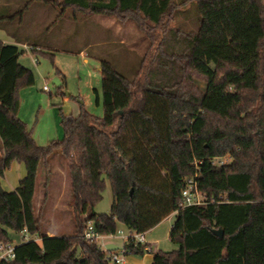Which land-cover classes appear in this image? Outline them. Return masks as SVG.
<instances>
[{
  "label": "trees",
  "instance_id": "16d2710c",
  "mask_svg": "<svg viewBox=\"0 0 264 264\" xmlns=\"http://www.w3.org/2000/svg\"><path fill=\"white\" fill-rule=\"evenodd\" d=\"M16 1V9L0 4L10 13L1 19L14 25L11 31L0 24L14 40H0V179L17 162L25 164L27 176L15 191L0 194V242H12L9 230L27 229L41 244L23 242L10 264H111L100 242L83 238L89 224L103 236L115 234L119 224L147 234L172 214L169 236L178 249L153 251L149 244L152 264H264V0ZM190 1L196 2L199 30L180 31L185 36L175 38V52L160 40L157 65L144 82L146 58L132 78L100 60L103 117L86 110L78 117L64 114V138L48 146L36 143L18 115V89L35 83L19 59L25 46L55 55L46 51L52 46L23 38L35 5L59 10L45 25L37 22L44 29L57 26L71 10L75 20L132 18L153 38L159 28L168 34L177 9ZM58 152L67 159L76 232L49 237L35 198L40 169L49 175L50 157ZM226 157L230 162L215 163ZM192 178L206 205L183 202L184 185ZM107 182L112 207L97 214ZM126 250L148 254L133 244Z\"/></svg>",
  "mask_w": 264,
  "mask_h": 264
},
{
  "label": "rangeland",
  "instance_id": "374dc122",
  "mask_svg": "<svg viewBox=\"0 0 264 264\" xmlns=\"http://www.w3.org/2000/svg\"><path fill=\"white\" fill-rule=\"evenodd\" d=\"M24 1L28 2L29 0ZM0 4L4 7L10 4L14 9L18 5L16 0H2ZM0 9V24L7 30L13 31L14 25L12 26L6 20L1 19L9 16L10 13L5 8ZM177 10L174 21L167 25L169 33L166 34L162 28H159L155 32L153 36L155 40H153L132 18L121 22L114 15H94L93 17L79 15L75 20L71 10L67 11V16L57 26L44 29L37 22H42L45 25L46 21L54 20L60 14L59 10L52 6L35 5L25 18L23 38L43 46H52L53 49L46 51L55 55L52 59L48 55L34 53L30 49L19 59L24 67L32 70L35 83L31 86H21L18 89V115L33 134L36 143L48 146L51 141L64 138L65 131L61 124L64 114L78 117L82 110H86L95 117H103L100 60L112 61L119 72L132 78L142 65L143 59L146 58V67L142 75L144 82L146 73L154 71L157 65V61H154L153 58L159 55L162 48L159 46L160 40L171 43L172 45L168 46L171 49L168 48V51L175 52V38L185 36L180 31L195 33L200 28V16L195 1H190ZM36 59L38 63L35 62ZM196 84L201 89L205 87L199 80L196 81ZM50 158L49 175L42 167L40 169L41 178L37 185L36 202L42 207L39 210L42 227L47 232L49 228L47 223L52 220L56 231H64V233L62 232L63 236H71L76 232V225L71 206L73 192L67 169V159L60 152L54 153ZM227 162H230L229 157L215 161L217 164H226ZM47 181H50V186L46 190L45 182ZM40 200L42 201L40 202ZM112 202V189L107 182L103 199L98 203L95 212L97 214L109 213ZM55 203L58 208L55 213L57 216L48 220L49 214L55 211L53 209ZM175 219L176 214H173L169 219H164L157 227L161 245L164 247L166 244L168 252L178 249L171 242L169 236ZM119 230L127 231L122 224H119ZM153 230L148 233L150 238V233ZM8 235L15 246L24 242V234L21 232L16 233L9 230ZM99 242L103 248L107 244L118 246L122 244L119 238L102 239ZM38 243L41 244V240Z\"/></svg>",
  "mask_w": 264,
  "mask_h": 264
},
{
  "label": "built area",
  "instance_id": "2783aa9c",
  "mask_svg": "<svg viewBox=\"0 0 264 264\" xmlns=\"http://www.w3.org/2000/svg\"><path fill=\"white\" fill-rule=\"evenodd\" d=\"M24 48L26 49V51H30V49L32 50L31 47L29 48L25 46ZM35 62L38 63L37 59L35 60ZM45 90L47 91V88H45ZM184 187L185 188L182 191V197L184 200L183 202L185 203L186 206L195 207V206H203L207 204L206 196L199 191L198 187H196L195 178L188 179ZM21 233L24 234L23 237L24 242L38 243V241L41 240L37 236L35 237L31 236L28 233L27 229H24ZM83 238H85L87 241H98V242L102 239L119 238L122 241V244L120 246V249L117 250L116 252L106 251L107 245L105 246V248L102 247L107 254V260L111 264H127L126 257L131 255V253H129L126 250V246L132 244H133V248L135 249L139 246H143L144 251L146 253L150 252L149 243H147L145 234L137 233L134 231L127 230L126 232H124L118 229L117 232H115V234L103 236L95 231L92 224H89L84 230ZM16 248L17 246H15L12 242H0V264H10L14 262L17 259Z\"/></svg>",
  "mask_w": 264,
  "mask_h": 264
},
{
  "label": "crops",
  "instance_id": "0c3cea01",
  "mask_svg": "<svg viewBox=\"0 0 264 264\" xmlns=\"http://www.w3.org/2000/svg\"><path fill=\"white\" fill-rule=\"evenodd\" d=\"M0 40H2L6 44H14V40L3 30H0ZM2 154H3V144H2L1 139H0V158H1ZM40 173H39V175H40ZM26 174H27V170H26L25 164L19 163V162L14 163L11 166V168L9 170H7V172L5 173V175H4L5 177L0 179V186H2V189L6 192L15 191L17 189V187L19 186L20 181L27 176ZM40 178H41V175L39 177V180H40ZM45 183H46L45 185H47L46 186V190H47L50 186V181H47ZM36 191H37V189H36ZM37 195H38V191H37L36 198H35V206L37 207V211L39 212V210L42 207H41V205L37 204V202H36ZM47 195H48V193H47ZM48 199H49V195H48ZM41 201L42 200H40V202ZM53 209H55V211L52 210L53 212H51L49 214L48 220H51L54 216H57V215H55L56 210L58 209L57 203H55ZM169 217H167V218L169 219ZM47 224L49 226V228L47 229V235L49 237H51V236H63L62 234L64 233V231H62L63 233L56 231L55 230V224L53 223L52 220H51V222H48ZM157 227L154 228V230L152 229L153 231L150 233L151 238L148 236V233L150 231L147 232V234H145L147 243H149L151 245V248L153 251H157V250H161L163 252L167 251L166 250L167 246H165L166 244H164V247H162V245H161V241H160L161 238L158 236V232H157L159 228H157ZM172 227H171V229H172ZM169 234H170V232H169ZM155 246H158V247H155ZM153 256L154 255L152 253H148L144 256L132 254V255H129L126 257V262H127V264H152Z\"/></svg>",
  "mask_w": 264,
  "mask_h": 264
},
{
  "label": "water",
  "instance_id": "95a60500",
  "mask_svg": "<svg viewBox=\"0 0 264 264\" xmlns=\"http://www.w3.org/2000/svg\"><path fill=\"white\" fill-rule=\"evenodd\" d=\"M3 193H4V190L2 189V186H0V194L2 195ZM213 232L215 235H218L219 237H224L222 230H214ZM119 249H120V246L114 245V244H108L106 246V251L108 252H116Z\"/></svg>",
  "mask_w": 264,
  "mask_h": 264
}]
</instances>
